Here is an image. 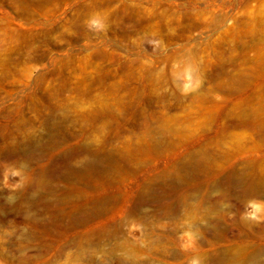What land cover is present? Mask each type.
Here are the masks:
<instances>
[{"label": "rangeland", "instance_id": "374dc122", "mask_svg": "<svg viewBox=\"0 0 264 264\" xmlns=\"http://www.w3.org/2000/svg\"><path fill=\"white\" fill-rule=\"evenodd\" d=\"M259 176L264 0H0V264L264 260Z\"/></svg>", "mask_w": 264, "mask_h": 264}, {"label": "bare ground", "instance_id": "6f19581e", "mask_svg": "<svg viewBox=\"0 0 264 264\" xmlns=\"http://www.w3.org/2000/svg\"><path fill=\"white\" fill-rule=\"evenodd\" d=\"M162 131L157 136H150L151 141L149 142L150 145L155 146L159 144L161 137H167L169 140L174 139L172 137L176 136L174 133V129L172 127H168L167 125L162 127ZM189 158L191 161L195 162L198 166H201L206 160L207 155L203 154L202 152H198L195 154H190ZM187 159V158H186ZM182 162H178L177 164L171 165L169 169L164 171V175H175L179 176L180 172L184 169ZM238 178L242 179V173H234ZM255 178L251 181V183H247V192H251L254 194H259L260 196L264 197V179ZM151 186L150 182H145L142 185V193L145 192ZM171 186V185H170ZM171 188H173L171 186ZM170 195V194H169ZM179 205L182 210V214L185 215V218H195L198 214V210L201 209V203H195L189 201L187 195L181 194L179 196ZM188 214V215H187ZM195 214V216H194ZM249 245H241L232 253V257L229 260H197L200 264H264V260H255L256 254H254L253 259L249 260L248 256L250 255V250L248 248Z\"/></svg>", "mask_w": 264, "mask_h": 264}]
</instances>
